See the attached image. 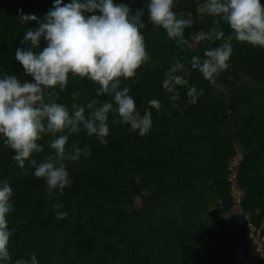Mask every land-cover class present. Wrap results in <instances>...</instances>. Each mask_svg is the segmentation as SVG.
<instances>
[{"label":"trees","instance_id":"16d2710c","mask_svg":"<svg viewBox=\"0 0 264 264\" xmlns=\"http://www.w3.org/2000/svg\"><path fill=\"white\" fill-rule=\"evenodd\" d=\"M117 2L133 13L145 8L141 31L151 57L136 82L122 80L121 87H129L142 115L151 99L161 102V111L150 109L153 124L145 136L113 124L110 113L106 146L83 130L69 134L66 151L78 145L92 155L65 162L72 184L62 195L47 196L45 181L27 162L25 174L0 140V181L13 189L8 227L15 229L12 259L0 264H15L29 253L38 264H264V49L233 40L230 67L217 77L223 88L192 70L189 85L176 86L179 107L173 108L162 87L164 72L177 60L189 66L193 55L203 57L206 48L222 43L194 44V35L207 32L213 18L198 15L203 0H176L174 11L193 21L184 37L194 46L181 49L148 22L149 0ZM52 6L53 0H0V76L28 78L14 52L28 47L21 44L24 32L38 25L19 18L42 19ZM221 27L228 35V25ZM96 87L70 78L59 102L71 108V94L79 91L75 102L87 103L97 98ZM188 87L203 94L185 107ZM51 139L38 141L44 147L33 155L38 162L53 154ZM57 203L64 208L54 209ZM56 211L68 215L56 219Z\"/></svg>","mask_w":264,"mask_h":264},{"label":"clouds","instance_id":"9594fccd","mask_svg":"<svg viewBox=\"0 0 264 264\" xmlns=\"http://www.w3.org/2000/svg\"><path fill=\"white\" fill-rule=\"evenodd\" d=\"M175 7L176 0H149L148 22L156 29H163L167 39L174 40L181 49L202 41H222L217 47L206 48L203 57L193 55L189 66L177 60L164 72L162 87L171 93L168 99L172 107L178 108L176 86H188L192 70L198 71L213 87L223 88L217 83V77L230 67L233 40L264 49V4L261 0H203L197 4V13L212 17L213 26L207 32L196 33L194 44L184 37L185 29L191 28L193 21L184 18L183 11H174ZM144 17L145 8H137L133 13L128 4L117 0H69L67 3L53 0L52 8L42 19L34 14L19 18L21 23L33 20L38 25L24 32L21 44L27 43L28 47H17L14 52L24 77L30 79L8 73L0 76V140L13 150L12 160L25 174L27 162L34 168L33 175L45 181L47 196L54 192L62 195L65 187L72 184L66 161L75 162L81 156L92 155L90 148L81 149L78 145L66 151L69 134L83 130L106 146L110 113L114 116L113 124L129 125V130L140 136L152 128L150 109L159 113L161 102L149 100V108L142 115L129 94V87H121L122 80L132 79L135 83L137 71L151 62L141 31L146 27ZM222 22L228 25V35L222 30ZM70 78L92 82L97 86V98L77 103L80 96L77 91L71 94V108L59 102L60 93L67 89ZM202 94L203 90L197 92L195 87H188L185 107L195 104ZM101 96L109 99H98ZM45 136L52 137L49 148L53 154L38 162L33 155L44 152L38 141ZM13 195L9 182L0 181V261L5 262L12 259L9 243L15 229L8 227V214L13 210ZM53 207L58 210L64 205L57 203ZM67 215L56 211V219ZM15 264H38V260L35 253H29L27 259H16Z\"/></svg>","mask_w":264,"mask_h":264},{"label":"rangeland","instance_id":"374dc122","mask_svg":"<svg viewBox=\"0 0 264 264\" xmlns=\"http://www.w3.org/2000/svg\"><path fill=\"white\" fill-rule=\"evenodd\" d=\"M259 247V246H258ZM261 249V246L259 247ZM263 256V255H262Z\"/></svg>","mask_w":264,"mask_h":264}]
</instances>
